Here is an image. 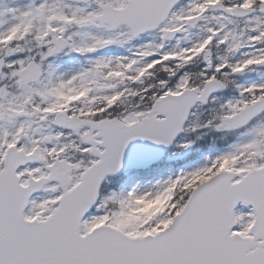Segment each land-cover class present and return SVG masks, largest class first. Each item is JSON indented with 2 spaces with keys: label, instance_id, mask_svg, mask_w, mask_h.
Instances as JSON below:
<instances>
[{
  "label": "snow or ice",
  "instance_id": "obj_1",
  "mask_svg": "<svg viewBox=\"0 0 264 264\" xmlns=\"http://www.w3.org/2000/svg\"><path fill=\"white\" fill-rule=\"evenodd\" d=\"M209 133L104 190L133 141ZM0 264H264V0H0Z\"/></svg>",
  "mask_w": 264,
  "mask_h": 264
},
{
  "label": "rangeland",
  "instance_id": "obj_2",
  "mask_svg": "<svg viewBox=\"0 0 264 264\" xmlns=\"http://www.w3.org/2000/svg\"><path fill=\"white\" fill-rule=\"evenodd\" d=\"M219 150H223V148H214L212 152H210L208 154L206 153L205 155H203L198 160L186 161L184 163L179 162V163H177L176 167L164 163V164H158V165H153V166L149 167V168H152L151 173L139 174V171H134V173L128 172L127 174H129V176H132V181L128 182L127 185L130 184L131 185L130 187H132V186H135L137 183H139L140 185L150 184V183H154L158 179H166L170 175L174 176L182 170H191L194 167L203 164L206 156H215ZM186 151H188V150H186ZM186 154H187V152H186ZM183 156H186V155L182 154L178 157H175V154H173V155H171V159L174 162V161H178V160L182 159ZM172 164H174V163H172ZM148 170H150V169H144V170H142V172H147ZM121 187L124 188V185L122 184ZM157 201L158 200L149 201V203H152V204L155 203L156 204ZM239 209H241L243 211H247V209L243 208L242 206H240Z\"/></svg>",
  "mask_w": 264,
  "mask_h": 264
},
{
  "label": "water",
  "instance_id": "obj_3",
  "mask_svg": "<svg viewBox=\"0 0 264 264\" xmlns=\"http://www.w3.org/2000/svg\"><path fill=\"white\" fill-rule=\"evenodd\" d=\"M169 147L156 145L148 141H133L125 151L122 169L115 176L132 167L147 166L151 162L160 159Z\"/></svg>",
  "mask_w": 264,
  "mask_h": 264
},
{
  "label": "trees",
  "instance_id": "obj_4",
  "mask_svg": "<svg viewBox=\"0 0 264 264\" xmlns=\"http://www.w3.org/2000/svg\"><path fill=\"white\" fill-rule=\"evenodd\" d=\"M195 147H196L195 154H198L199 155L207 147V145L204 144L203 142H201V143L197 144V146H195ZM121 179H123V178L121 177V178H118V179H112L111 182L105 188V191H107L109 189L114 190V189L120 188L121 187V182H120ZM155 211L156 210H154L153 208L148 207L143 212L144 215L143 214H139V212H135L134 213V216L135 217H139L140 219H145V218H149L152 215L158 213V212H155Z\"/></svg>",
  "mask_w": 264,
  "mask_h": 264
}]
</instances>
